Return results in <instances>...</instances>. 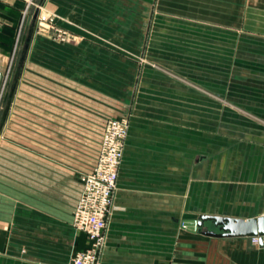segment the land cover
Masks as SVG:
<instances>
[{
  "label": "crops",
  "instance_id": "crops-1",
  "mask_svg": "<svg viewBox=\"0 0 264 264\" xmlns=\"http://www.w3.org/2000/svg\"><path fill=\"white\" fill-rule=\"evenodd\" d=\"M0 1L7 12H0L4 64L28 0ZM39 5L74 34L76 45L60 47L31 32L25 38L24 135L39 146H5L0 136V156H24L0 162V264H72L91 247L71 225L81 177L96 162L106 121L128 108L101 263L264 264V247L251 238L207 236L218 233L209 223L201 230L183 226L201 216H264V0ZM209 73L222 97L226 74L238 110L202 94ZM209 121L216 123L215 161L208 157ZM32 123H39L38 136ZM77 139L93 140L91 160Z\"/></svg>",
  "mask_w": 264,
  "mask_h": 264
},
{
  "label": "rangeland",
  "instance_id": "rangeland-1",
  "mask_svg": "<svg viewBox=\"0 0 264 264\" xmlns=\"http://www.w3.org/2000/svg\"><path fill=\"white\" fill-rule=\"evenodd\" d=\"M31 2L27 1L25 3V7H23L20 15V24L15 29V36L16 41L12 49L9 51L4 52L6 59H4V64L0 62V69L5 77V84L3 91L0 97V136L4 139L2 142L5 146L11 147H38L39 146V139L38 138H29L25 137L27 126L28 124L24 123L23 117V101H24V68L27 65L24 61V57L27 56L28 50L25 48V38L27 34L33 33L39 36H42L53 44L58 45L60 47H72L76 45L75 36L72 32L64 28L61 24L57 21V16L54 14V25L68 34L70 42L69 43H60L56 39V32L53 29H46L40 28L36 20L34 22H30V16H32L33 11L35 10L36 6L39 5V0H30ZM29 4V5H28ZM4 3L0 1V12L3 15H6L7 12L5 10ZM49 12H43L42 15L45 16ZM53 14V13H52ZM14 16V15H13ZM168 44H160L159 48L162 51L168 50ZM158 47V46H157ZM164 49V50H163ZM2 61V60H0ZM167 62V60H165ZM209 63L211 61L209 60ZM208 71H214L211 68V65H208ZM208 90H203L202 94L207 96L211 100L219 99V101L223 102L225 109L228 110H238L237 107L232 106L230 100L234 97L233 91L229 89L227 76L225 74V82H224V94L222 97V93L216 90L215 84V75L208 74ZM230 81V80H229ZM192 85V84H191ZM123 109V108H122ZM215 108L209 107V119H213L212 113H214ZM119 111V110H118ZM124 117L128 120V133L130 127V108L125 111H121L117 115L113 116L112 118H120ZM111 119V118H110ZM193 131L195 128L193 126ZM216 130V123L214 121H209L208 123V157L209 160L215 161L216 155V138L215 132ZM28 132V131H27ZM31 133L32 136H38L39 133V123H32L31 126ZM10 134V135H9ZM128 136V135H127ZM8 137V138H7ZM127 139V138H126ZM69 145H71V140H68ZM77 146H81L85 151L86 158L92 159L94 152H96L95 144L92 139H83L79 141L78 139L75 140ZM97 153V152H96ZM10 158V162H22L24 156L19 152L13 151L11 154L7 156H0V162H2L3 158ZM216 177V171H209L208 172V179L210 181H214ZM214 197L213 195H210ZM207 228L213 229V225L208 224ZM214 230V229H213ZM252 243V241H251ZM253 244V243H252ZM255 245V244H254Z\"/></svg>",
  "mask_w": 264,
  "mask_h": 264
},
{
  "label": "built area",
  "instance_id": "built-area-1",
  "mask_svg": "<svg viewBox=\"0 0 264 264\" xmlns=\"http://www.w3.org/2000/svg\"><path fill=\"white\" fill-rule=\"evenodd\" d=\"M35 9L38 11L35 20L40 28L53 29L60 43L70 42L68 34L54 25V14L48 13L43 16L41 6H36ZM127 135L126 118L108 119L104 125L96 162L92 170L81 177L82 188L72 212L71 225L76 231L84 232L88 236L91 247L78 252L72 264H102L100 252L104 244L107 220L113 203ZM251 241L259 245L258 238H251Z\"/></svg>",
  "mask_w": 264,
  "mask_h": 264
},
{
  "label": "water",
  "instance_id": "water-1",
  "mask_svg": "<svg viewBox=\"0 0 264 264\" xmlns=\"http://www.w3.org/2000/svg\"><path fill=\"white\" fill-rule=\"evenodd\" d=\"M38 11L35 12L34 18L37 17ZM5 84V77L0 72V97ZM209 223L217 229L218 233L206 231L203 234L216 238H258L259 246L264 247V216L251 219H233L215 216H201L198 220L184 222V227L190 229L197 228L201 230L203 226Z\"/></svg>",
  "mask_w": 264,
  "mask_h": 264
}]
</instances>
